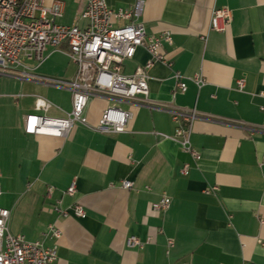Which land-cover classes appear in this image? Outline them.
Here are the masks:
<instances>
[{"label":"crops","instance_id":"0c3cea01","mask_svg":"<svg viewBox=\"0 0 264 264\" xmlns=\"http://www.w3.org/2000/svg\"><path fill=\"white\" fill-rule=\"evenodd\" d=\"M60 1L56 22L83 26V3ZM105 1L116 10L134 0ZM222 7L231 12L230 25L223 33L209 30L212 8ZM139 21L146 35L170 33L171 44L161 49L169 64L145 68L151 58L143 48L123 62L124 74L145 69L148 101L118 104L131 111L122 133L74 124L65 138L26 134V115L64 117L70 92L0 75V207L10 212L9 233L55 249L53 264H264V0H144ZM47 53L38 75H74L64 53ZM175 72L186 84L182 93ZM196 76L201 87L192 82ZM113 103L92 97L88 124ZM180 109L198 113L189 135L198 159L172 137L171 113ZM124 180L131 189L120 187ZM162 194L168 210L152 211ZM129 236L146 242L127 248Z\"/></svg>","mask_w":264,"mask_h":264},{"label":"built area","instance_id":"2783aa9c","mask_svg":"<svg viewBox=\"0 0 264 264\" xmlns=\"http://www.w3.org/2000/svg\"><path fill=\"white\" fill-rule=\"evenodd\" d=\"M82 2L79 19L83 26L61 25L56 20L62 16L64 5L60 0L47 3L46 0H0V75H10L22 80H30L66 89L71 95V109L64 117H49L30 114L24 117L23 129L26 134L65 138L74 124L87 126L103 134L122 133L131 118V111L118 104L124 101H148L147 73L141 68L131 74H124L122 64L133 58L138 48L150 55L149 67L153 62L169 64L161 52L163 44H171L168 31L157 36L146 35L139 21L144 0H134L125 8L111 9L105 0H74ZM124 21L123 25H115ZM231 23V12L227 8H212L208 29L223 33ZM66 44L67 51H61ZM64 53L75 66L74 75L67 80L38 75L35 71L48 57L47 51ZM175 88L186 90L180 74L175 72ZM197 87L204 84L200 76L192 78ZM243 88V79L237 82ZM102 97L113 101L103 109L95 125H89L84 115L89 100ZM46 109L49 104H42ZM172 119L177 122L173 139L178 140L183 150L199 158L191 148L189 135L191 125L197 118L195 109L172 111ZM184 166L182 173H185ZM120 187L131 189L130 181H121ZM75 192L71 183L65 193ZM0 188V196H1ZM170 206V198L162 194L151 204V210L164 213ZM53 209L66 215L59 206ZM76 217H83L81 206L74 205ZM10 212L0 207V264H53L56 251L45 248L37 241H26L22 235L9 233L7 223ZM54 237L59 231L50 228ZM146 242V241H145ZM145 242L135 236L125 240L127 248L141 249ZM169 244H172L169 241ZM186 264V263H185Z\"/></svg>","mask_w":264,"mask_h":264},{"label":"rangeland","instance_id":"374dc122","mask_svg":"<svg viewBox=\"0 0 264 264\" xmlns=\"http://www.w3.org/2000/svg\"><path fill=\"white\" fill-rule=\"evenodd\" d=\"M64 51H67V49H66V50H64Z\"/></svg>","mask_w":264,"mask_h":264}]
</instances>
